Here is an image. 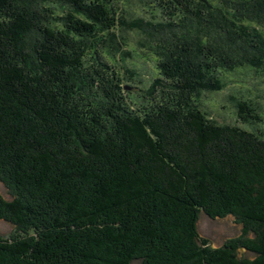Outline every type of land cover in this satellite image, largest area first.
I'll list each match as a JSON object with an SVG mask.
<instances>
[{
	"label": "trees",
	"instance_id": "obj_1",
	"mask_svg": "<svg viewBox=\"0 0 264 264\" xmlns=\"http://www.w3.org/2000/svg\"><path fill=\"white\" fill-rule=\"evenodd\" d=\"M59 1L0 0V264H264L262 110L240 96L221 124L199 105L220 75L264 73V0H154L149 18ZM132 52L158 61L145 104L117 68ZM202 217L240 235L213 247Z\"/></svg>",
	"mask_w": 264,
	"mask_h": 264
},
{
	"label": "rangeland",
	"instance_id": "obj_2",
	"mask_svg": "<svg viewBox=\"0 0 264 264\" xmlns=\"http://www.w3.org/2000/svg\"><path fill=\"white\" fill-rule=\"evenodd\" d=\"M152 1L154 0H119V8H122V10L130 13L132 17H135L134 15L139 16V13L143 12V15L149 18L151 13H157L150 6V3H152ZM204 1H206L204 4L208 3V6L211 5L214 8L224 10L226 8H229L228 5H223V3H226L227 0ZM16 2L19 6H25L29 9H34L39 4L45 5L47 7L51 5V8L57 10V12L55 13H59V15L63 14V16L67 15L66 11L62 13L61 6H65V4L59 0H16ZM165 3L168 4L169 0H165ZM147 6L150 7L148 8ZM146 10L147 12L145 13ZM121 14L122 13L119 12V16H121ZM245 26L252 27L253 24L245 23ZM214 33V31L211 32L212 35ZM218 33L223 39L225 38L224 32L218 31ZM27 37L24 38V41H26ZM136 40L137 37L135 35L133 37L130 36V41L132 43H135ZM21 45L28 51H30L27 43H21ZM134 45L136 44H133V46ZM116 55H121V52ZM130 55L133 56L132 61L125 57L126 59L123 62L117 64V68L127 67L129 69H132L135 73L132 79V83L135 86L129 84L130 81L126 79L124 80V94L127 93L126 95L132 98L133 101L139 102L138 104H145V100H143L145 99V95H153L159 88V86L157 85H161L162 81L164 84L165 80L158 78L159 80H155L157 87L155 88V86H150L152 80L158 77L155 62L157 60L154 59V61L153 59H151L152 57L149 56L148 58H144L140 56V54L139 56L136 54L134 56L133 52L130 53ZM32 60L33 59L31 58L30 60L26 61V67L33 64ZM32 67H34V64L32 65ZM258 68H261V66H258ZM118 71L121 75L125 76L122 71ZM256 74L257 72H255L254 74L248 72V70L246 69L243 70L239 68L235 69L232 72L230 71V74H224L223 77L220 75V80L223 82L225 81L223 89L215 92H202L200 94L199 105L202 106V109L207 113L209 117L217 120L219 123L234 124V121L236 120L235 103L237 99L240 96L249 98L252 97V100L257 101V104L260 106L262 110V116L264 118V73L261 76H257ZM126 78H128V76ZM8 185L9 182L7 181H3V183L0 182V193L7 194L6 188ZM11 232L12 227L10 225L5 222H0V234L7 237ZM198 232L202 237H205L209 240L210 245H212L213 247H220L225 241L237 238L240 235L241 231L239 225L235 223V220L232 217H227L218 221H211L206 217H202Z\"/></svg>",
	"mask_w": 264,
	"mask_h": 264
}]
</instances>
